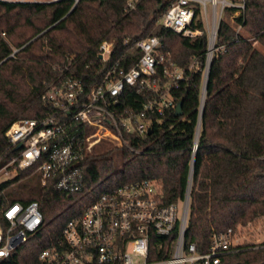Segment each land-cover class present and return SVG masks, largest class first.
<instances>
[{
  "label": "trees",
  "instance_id": "16d2710c",
  "mask_svg": "<svg viewBox=\"0 0 264 264\" xmlns=\"http://www.w3.org/2000/svg\"><path fill=\"white\" fill-rule=\"evenodd\" d=\"M128 1L0 0V155L13 121L52 111L41 99L49 83L73 74L91 84L112 66L127 70L142 53L134 43L144 37L158 36L159 50L173 55L187 76L171 89L182 114L167 109L152 117L146 135L126 133L128 144L140 152L116 146L120 167L109 152L93 147L83 161L78 192H61L39 180L33 186L30 179L18 182L15 194L4 191L11 200L37 201L44 222L4 264H40V250L59 239L64 224L100 193L142 179L156 181L164 204L182 200L190 183L183 241L194 243L199 254L208 251L212 233L264 218V0H244V12L234 19L241 24L238 31L227 17L220 21L204 94L208 43L201 20L202 34L182 36L158 23L169 0H137L132 9ZM232 12L225 9L226 16ZM102 40L114 42L109 62L99 57ZM65 63L66 73L60 71ZM146 99L144 92L127 88L121 101L135 110ZM234 249L220 256V264H264V242Z\"/></svg>",
  "mask_w": 264,
  "mask_h": 264
},
{
  "label": "built area",
  "instance_id": "2783aa9c",
  "mask_svg": "<svg viewBox=\"0 0 264 264\" xmlns=\"http://www.w3.org/2000/svg\"><path fill=\"white\" fill-rule=\"evenodd\" d=\"M136 2L129 0L127 6L132 9ZM226 8H233L229 16ZM243 12L244 0H169L158 20L186 37L202 34V28L206 31L202 94L219 23L227 17L238 31L241 24L234 19ZM198 19L202 28L197 26ZM113 43L102 40L98 45L102 62H109ZM160 45L156 35L137 40L134 46L142 53L129 69L112 66L101 80L91 84L65 74L49 83L41 96L52 108L50 113L17 119L8 126L7 148L0 155V264L44 224L37 201L24 203L4 196L9 186L22 179L16 176L21 172L36 174L43 186L51 182L61 192H78L83 186V161L97 143L109 140L139 153L128 144L125 134L144 136L150 131L153 116H161L167 109L174 111L177 101L171 89L187 78L186 69L178 66L169 52L160 51ZM193 68L192 62L187 70ZM68 70V63L60 68L64 73ZM127 88L147 96L139 109L122 106ZM86 128L93 131L87 134ZM189 191L187 182L184 198L169 204L162 202L159 185L150 179L103 191L80 215L64 224L60 238L42 248L38 260L40 264H220L221 255L243 244L234 237L237 227L212 233L203 254L196 252L194 243L185 246Z\"/></svg>",
  "mask_w": 264,
  "mask_h": 264
},
{
  "label": "rangeland",
  "instance_id": "374dc122",
  "mask_svg": "<svg viewBox=\"0 0 264 264\" xmlns=\"http://www.w3.org/2000/svg\"><path fill=\"white\" fill-rule=\"evenodd\" d=\"M29 1H35V0H29ZM38 1H52V0H38ZM254 44L257 43L255 42ZM92 131H93L92 128H86L87 134L91 133ZM116 146L117 145L113 141L102 140L94 146V150L98 153L109 152L108 155L115 161V166L120 167L122 163L121 150ZM2 162L3 160L0 161V166L2 165ZM25 179H30L31 182H33V183L30 182L33 186L34 185L36 186L37 181L39 180L38 176L36 177V174H33L31 176H26L25 178H22L18 182L23 181ZM18 182L9 186V188L5 190L8 192V194L6 195H12V193L15 194V187L17 186ZM234 237L238 239V242H241L243 244H258L264 242V218L256 220L251 225H249L248 223L245 226L238 225Z\"/></svg>",
  "mask_w": 264,
  "mask_h": 264
},
{
  "label": "water",
  "instance_id": "95a60500",
  "mask_svg": "<svg viewBox=\"0 0 264 264\" xmlns=\"http://www.w3.org/2000/svg\"><path fill=\"white\" fill-rule=\"evenodd\" d=\"M77 1H78V0H75V1H74V5L76 4ZM207 76H208V72H207V74H206L205 86H206V82H207ZM205 86H204V89H205ZM174 114H175L176 116H179V115L182 114V110H181V101H180V100H178L177 103H176V105H175V108H174ZM197 130H198V128H197ZM193 149H194V150L196 149V143H195Z\"/></svg>",
  "mask_w": 264,
  "mask_h": 264
},
{
  "label": "crops",
  "instance_id": "0c3cea01",
  "mask_svg": "<svg viewBox=\"0 0 264 264\" xmlns=\"http://www.w3.org/2000/svg\"><path fill=\"white\" fill-rule=\"evenodd\" d=\"M35 1H38V0H35Z\"/></svg>",
  "mask_w": 264,
  "mask_h": 264
}]
</instances>
